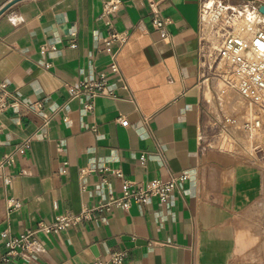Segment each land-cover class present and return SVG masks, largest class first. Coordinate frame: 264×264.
Returning a JSON list of instances; mask_svg holds the SVG:
<instances>
[{
    "label": "crops",
    "instance_id": "1",
    "mask_svg": "<svg viewBox=\"0 0 264 264\" xmlns=\"http://www.w3.org/2000/svg\"><path fill=\"white\" fill-rule=\"evenodd\" d=\"M105 1L18 0L0 14V82L21 102L0 112V159L13 152L0 166V233L93 210L57 233L38 230L44 252L34 260L5 261L0 236V264H91L116 251L125 252L120 264H264L261 170L248 155L204 144L201 0H120L111 26L98 18ZM150 2L169 20L167 38ZM112 28L128 33L118 73L101 50ZM102 71L115 95L96 96L88 110L72 89ZM184 170V192L167 204L95 210L121 196L123 179Z\"/></svg>",
    "mask_w": 264,
    "mask_h": 264
},
{
    "label": "built area",
    "instance_id": "2",
    "mask_svg": "<svg viewBox=\"0 0 264 264\" xmlns=\"http://www.w3.org/2000/svg\"><path fill=\"white\" fill-rule=\"evenodd\" d=\"M9 1V0H8ZM247 8L257 17L255 28L250 30V34L236 31L237 21L235 7L239 5L229 4L228 0H201L200 20L202 29L201 48L205 51L208 58L212 61L221 63L223 70L220 71L225 83L231 87L238 96L249 101L252 105L264 110V16L258 11L261 3L258 0H246ZM120 0H107L103 3L102 12L98 18H105L108 25L111 24L110 16L119 8ZM252 4V5H249ZM151 12L153 13L152 25L159 33L160 38H167L169 33L167 25L169 20L159 15L156 3L150 2ZM244 10V9H243ZM242 10V11H243ZM241 11V12H242ZM240 12V13H241ZM260 16V17H259ZM128 33L111 29L106 37L103 38L101 50L108 56V68L111 73H118L117 54L121 46L126 42ZM210 35L217 38L219 43H214L205 38ZM74 46V44H71ZM216 67V68H217ZM125 87V82L123 81ZM72 95L83 96L85 106L88 110L93 107V99L103 95L113 97V89L109 85L106 72H99L95 77L82 80L78 86L72 89ZM21 102L16 92L11 89L7 82H0V112L11 109L17 111ZM117 121L123 126L128 125L127 119L122 116ZM258 125V122H254ZM249 123H246L248 126ZM23 147H28L25 141ZM19 146L14 150H18ZM13 152L0 159V166L4 163H12ZM140 163H145V157L141 156ZM117 175H121L119 172ZM187 171L179 174H171L167 180L152 179L144 182H134L126 179L122 180V194L119 197L110 196L105 203H99L95 210H107L111 205L120 206L124 209L131 204L145 205L153 198L161 203H169L175 194L184 192L183 183L188 179ZM20 205L19 200L15 199L11 204L12 208ZM92 209H82L73 215H57L49 223H40L37 230L28 229L18 235H13L8 229L0 233L4 241V260L21 255L26 260L37 259L43 252L44 247L36 235L38 230L57 233L67 227L78 223L81 220L89 219L92 216ZM125 258L124 251L111 252L107 259L96 258L91 264H120Z\"/></svg>",
    "mask_w": 264,
    "mask_h": 264
},
{
    "label": "rangeland",
    "instance_id": "3",
    "mask_svg": "<svg viewBox=\"0 0 264 264\" xmlns=\"http://www.w3.org/2000/svg\"><path fill=\"white\" fill-rule=\"evenodd\" d=\"M228 2L239 5L235 7L237 21L242 18L245 10H249L247 8H251L246 6L248 5L246 0H228ZM257 3L264 4L262 0L256 1L255 4ZM242 10L243 12H241ZM260 19L262 20V17ZM255 26L257 25L253 24L252 29ZM237 29L240 30V28ZM252 29L243 30L246 35H249ZM205 38L215 44L219 43L217 38L213 37L212 40L210 35H206ZM203 53L205 58L203 97L206 105L204 144L219 150L248 155L260 168L262 188L258 206L260 217L257 246L260 256L264 260V110L238 96L221 77L222 64L219 63L217 67L218 61L212 62L206 52ZM255 121L258 122V125L254 124ZM246 123L249 125L246 126Z\"/></svg>",
    "mask_w": 264,
    "mask_h": 264
},
{
    "label": "bare ground",
    "instance_id": "4",
    "mask_svg": "<svg viewBox=\"0 0 264 264\" xmlns=\"http://www.w3.org/2000/svg\"><path fill=\"white\" fill-rule=\"evenodd\" d=\"M242 15V18L239 21H236L235 27L237 32L246 33L243 29H252L256 16L252 14L249 10H245V13ZM261 17L262 20H264V16ZM237 28H240V30Z\"/></svg>",
    "mask_w": 264,
    "mask_h": 264
},
{
    "label": "water",
    "instance_id": "5",
    "mask_svg": "<svg viewBox=\"0 0 264 264\" xmlns=\"http://www.w3.org/2000/svg\"><path fill=\"white\" fill-rule=\"evenodd\" d=\"M4 0H0V4L3 2ZM18 0H7L1 7H0V14L5 11L9 6H11L13 3H15ZM258 11L261 14H264V4H260L258 6Z\"/></svg>",
    "mask_w": 264,
    "mask_h": 264
}]
</instances>
